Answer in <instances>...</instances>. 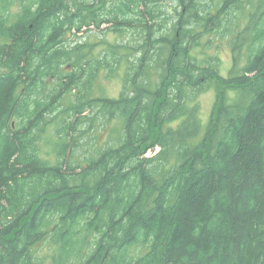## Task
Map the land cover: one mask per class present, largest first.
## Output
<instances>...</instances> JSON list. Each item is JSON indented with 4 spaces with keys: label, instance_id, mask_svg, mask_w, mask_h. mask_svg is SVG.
I'll return each mask as SVG.
<instances>
[{
    "label": "trees",
    "instance_id": "obj_1",
    "mask_svg": "<svg viewBox=\"0 0 264 264\" xmlns=\"http://www.w3.org/2000/svg\"><path fill=\"white\" fill-rule=\"evenodd\" d=\"M0 264H264V0H0Z\"/></svg>",
    "mask_w": 264,
    "mask_h": 264
},
{
    "label": "rangeland",
    "instance_id": "obj_2",
    "mask_svg": "<svg viewBox=\"0 0 264 264\" xmlns=\"http://www.w3.org/2000/svg\"><path fill=\"white\" fill-rule=\"evenodd\" d=\"M219 50L220 56L222 58L221 72L223 75H226L228 74V70H230V68L232 67L231 50L226 44H223ZM105 75L106 74L104 71L101 72L98 80L95 83V92L97 94H103L110 97H117L123 88V71L122 73L120 72V75L116 76L115 78H111L107 75L106 77ZM199 99L201 103L202 121L204 125H207L210 120L214 102L216 100L215 89H210L203 92L200 95Z\"/></svg>",
    "mask_w": 264,
    "mask_h": 264
}]
</instances>
